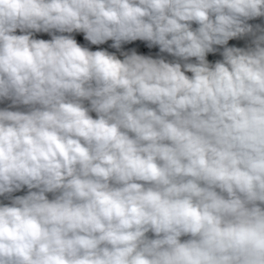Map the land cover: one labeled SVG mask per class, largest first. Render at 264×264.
<instances>
[{"label":"clouds","instance_id":"obj_1","mask_svg":"<svg viewBox=\"0 0 264 264\" xmlns=\"http://www.w3.org/2000/svg\"><path fill=\"white\" fill-rule=\"evenodd\" d=\"M258 18L264 0H0V264H264Z\"/></svg>","mask_w":264,"mask_h":264},{"label":"crops","instance_id":"obj_2","mask_svg":"<svg viewBox=\"0 0 264 264\" xmlns=\"http://www.w3.org/2000/svg\"><path fill=\"white\" fill-rule=\"evenodd\" d=\"M249 23H252V24H264V18H258L256 20H252V21H249ZM75 35V38L77 39L78 43H81V44H87L86 41H84L83 39V34L80 33V34H74ZM37 38H43V39H50V37L47 35V34H44V33H41V34H37ZM238 45H241L243 46L244 44H246L248 42V38H243V39H233ZM111 43V41H109L108 43L104 44V45H100V46H95V45H88L89 47H91L92 50H96L97 48H107L109 51H115L114 49H111L108 47V45ZM124 50H129L131 48H136L137 52L139 54H146V55H153L155 56L158 52H159V49L158 48H153V49H149L147 48L146 44L144 42H141V41H136V42H133L131 44H127V45H124ZM210 61H213V59L211 58H208ZM6 104L5 103H0V108H3L5 107ZM93 115H95L93 113ZM27 192V189H23L22 191L20 192H16L14 193V195H24L26 194ZM0 201H3V198L0 197ZM6 202V201H5Z\"/></svg>","mask_w":264,"mask_h":264},{"label":"built area","instance_id":"obj_3","mask_svg":"<svg viewBox=\"0 0 264 264\" xmlns=\"http://www.w3.org/2000/svg\"><path fill=\"white\" fill-rule=\"evenodd\" d=\"M248 42L246 44H244L243 46H241V45H238L234 40H230L229 46L245 47L248 44ZM217 54H219V53H217Z\"/></svg>","mask_w":264,"mask_h":264},{"label":"trees","instance_id":"obj_4","mask_svg":"<svg viewBox=\"0 0 264 264\" xmlns=\"http://www.w3.org/2000/svg\"><path fill=\"white\" fill-rule=\"evenodd\" d=\"M208 58H211L215 61L217 59H221L222 57L219 54H215V55L209 54Z\"/></svg>","mask_w":264,"mask_h":264}]
</instances>
